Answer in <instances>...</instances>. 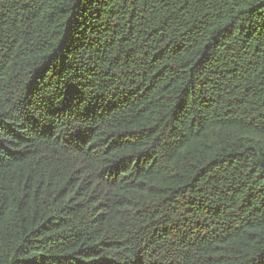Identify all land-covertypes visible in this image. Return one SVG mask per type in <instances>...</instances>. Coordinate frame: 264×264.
<instances>
[{
	"label": "trees",
	"instance_id": "16d2710c",
	"mask_svg": "<svg viewBox=\"0 0 264 264\" xmlns=\"http://www.w3.org/2000/svg\"><path fill=\"white\" fill-rule=\"evenodd\" d=\"M0 264H264V0H0Z\"/></svg>",
	"mask_w": 264,
	"mask_h": 264
}]
</instances>
